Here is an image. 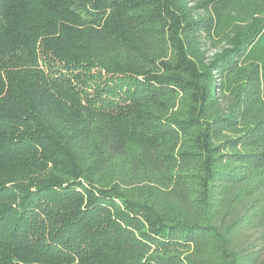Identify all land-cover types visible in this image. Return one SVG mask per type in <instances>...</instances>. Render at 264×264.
Returning a JSON list of instances; mask_svg holds the SVG:
<instances>
[{"label": "trees", "instance_id": "obj_1", "mask_svg": "<svg viewBox=\"0 0 264 264\" xmlns=\"http://www.w3.org/2000/svg\"><path fill=\"white\" fill-rule=\"evenodd\" d=\"M0 264H264V0H0Z\"/></svg>", "mask_w": 264, "mask_h": 264}, {"label": "rangeland", "instance_id": "obj_2", "mask_svg": "<svg viewBox=\"0 0 264 264\" xmlns=\"http://www.w3.org/2000/svg\"><path fill=\"white\" fill-rule=\"evenodd\" d=\"M205 50H206V53H205L206 58H209L216 52V50L212 46H208L207 48H205Z\"/></svg>", "mask_w": 264, "mask_h": 264}]
</instances>
